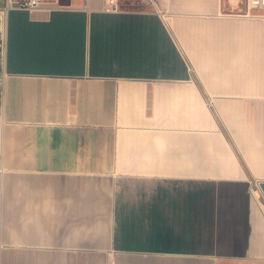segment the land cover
I'll return each mask as SVG.
<instances>
[{
    "label": "crops",
    "instance_id": "obj_1",
    "mask_svg": "<svg viewBox=\"0 0 264 264\" xmlns=\"http://www.w3.org/2000/svg\"><path fill=\"white\" fill-rule=\"evenodd\" d=\"M157 1L4 11L0 264H264V20Z\"/></svg>",
    "mask_w": 264,
    "mask_h": 264
},
{
    "label": "built area",
    "instance_id": "obj_2",
    "mask_svg": "<svg viewBox=\"0 0 264 264\" xmlns=\"http://www.w3.org/2000/svg\"><path fill=\"white\" fill-rule=\"evenodd\" d=\"M154 4L158 8L157 0H142ZM58 4V0H5L4 11L10 7L17 6L25 9H36L45 6H52ZM107 10H119V0H106ZM229 15H236L239 17L255 18L264 20V0H246L245 5L240 7L238 11H229ZM4 49V47H3ZM5 59V55H4Z\"/></svg>",
    "mask_w": 264,
    "mask_h": 264
},
{
    "label": "rangeland",
    "instance_id": "obj_3",
    "mask_svg": "<svg viewBox=\"0 0 264 264\" xmlns=\"http://www.w3.org/2000/svg\"><path fill=\"white\" fill-rule=\"evenodd\" d=\"M0 0V130H1V107H2V78H3V66H4V2Z\"/></svg>",
    "mask_w": 264,
    "mask_h": 264
},
{
    "label": "bare ground",
    "instance_id": "obj_4",
    "mask_svg": "<svg viewBox=\"0 0 264 264\" xmlns=\"http://www.w3.org/2000/svg\"><path fill=\"white\" fill-rule=\"evenodd\" d=\"M4 20V19H3Z\"/></svg>",
    "mask_w": 264,
    "mask_h": 264
}]
</instances>
